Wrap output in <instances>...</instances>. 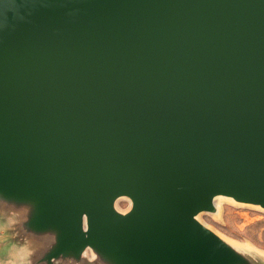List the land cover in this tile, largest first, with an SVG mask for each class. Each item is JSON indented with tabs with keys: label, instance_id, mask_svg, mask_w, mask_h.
<instances>
[{
	"label": "water",
	"instance_id": "obj_1",
	"mask_svg": "<svg viewBox=\"0 0 264 264\" xmlns=\"http://www.w3.org/2000/svg\"><path fill=\"white\" fill-rule=\"evenodd\" d=\"M218 197L264 209V0H0V264H264Z\"/></svg>",
	"mask_w": 264,
	"mask_h": 264
},
{
	"label": "rangeland",
	"instance_id": "obj_2",
	"mask_svg": "<svg viewBox=\"0 0 264 264\" xmlns=\"http://www.w3.org/2000/svg\"><path fill=\"white\" fill-rule=\"evenodd\" d=\"M217 202L220 213H203L202 220L225 238L264 257V209L230 199L218 198ZM129 205L126 198L118 202L121 209H127Z\"/></svg>",
	"mask_w": 264,
	"mask_h": 264
},
{
	"label": "bare ground",
	"instance_id": "obj_3",
	"mask_svg": "<svg viewBox=\"0 0 264 264\" xmlns=\"http://www.w3.org/2000/svg\"><path fill=\"white\" fill-rule=\"evenodd\" d=\"M218 198H220V197H218ZM220 199H222V198H220Z\"/></svg>",
	"mask_w": 264,
	"mask_h": 264
}]
</instances>
